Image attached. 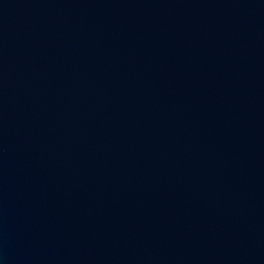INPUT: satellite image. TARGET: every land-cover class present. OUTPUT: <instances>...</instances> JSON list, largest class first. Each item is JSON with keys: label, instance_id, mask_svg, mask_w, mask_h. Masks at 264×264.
<instances>
[{"label": "water", "instance_id": "obj_1", "mask_svg": "<svg viewBox=\"0 0 264 264\" xmlns=\"http://www.w3.org/2000/svg\"><path fill=\"white\" fill-rule=\"evenodd\" d=\"M0 264H264V0H0Z\"/></svg>", "mask_w": 264, "mask_h": 264}]
</instances>
